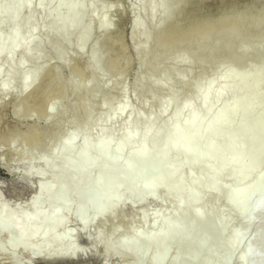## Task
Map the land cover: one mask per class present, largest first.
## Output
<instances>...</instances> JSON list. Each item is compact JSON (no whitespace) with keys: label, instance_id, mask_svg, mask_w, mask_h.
Wrapping results in <instances>:
<instances>
[{"label":"bare ground","instance_id":"obj_1","mask_svg":"<svg viewBox=\"0 0 264 264\" xmlns=\"http://www.w3.org/2000/svg\"><path fill=\"white\" fill-rule=\"evenodd\" d=\"M62 1L0 0V107L8 96L26 93L31 109H46L50 115L56 111V96L46 92L58 79L57 68H51L52 77L47 74L44 84L34 88L37 70L32 65L49 44L56 47L64 41L70 43V61L83 55L94 29L91 19L69 20L61 27L62 21L81 12L89 0H74L65 7L60 6ZM98 1L90 0V16L96 14ZM206 1L171 0V14L179 9L180 17H168V27L161 26L162 18L158 19L149 30L139 18V10L156 9L161 0H137L132 24V34L138 36L136 60L148 54L153 32L161 50L149 65L154 72L163 58V48L176 35L201 28L206 33L213 29L232 31L246 26L245 19L254 22L264 10L256 7L247 14L249 8L228 7L212 15L203 6ZM188 6L192 11L183 14ZM23 10H27L25 14ZM195 10L201 12L195 14ZM41 24L46 27L44 34L39 29ZM101 27L106 31L104 47L90 55V66L83 63L76 68L75 72L84 71L86 78L80 89L70 84L74 95L58 108L61 119L48 131L45 151L31 159L19 151L32 150L42 138L40 127L0 135V142L19 155L15 167L8 165L20 186L16 195L33 190L27 200L13 199L5 195L0 184L2 260L10 256L11 264L56 262L106 253L119 255L120 264H182L188 258L193 264H203L204 258L198 260L194 252L205 248L208 236H222L224 209L217 202L223 200L226 206L229 202L238 205L231 215L243 227L230 230L234 243L256 223L251 233L253 242L240 251L239 264H264V170L245 189L229 196L226 193L228 181H245L264 164V102L256 106L264 99L260 93L264 60L254 75L232 52L224 65L211 72L203 70L194 78L182 68L185 59L161 74H152L149 80L138 71L133 88L136 92L142 89L144 95L134 108L125 82L111 88L106 81L98 84L105 54L113 56L112 64L123 50L117 45L120 35L114 34L105 16L97 28ZM78 29L81 33L74 41ZM233 43L232 35L226 47ZM91 46L95 48L97 41ZM112 69L109 65L107 72ZM95 84L97 91L89 96ZM108 88L112 92H107ZM180 89L183 96H179ZM161 94L175 96L164 98L154 110L152 106ZM171 107L174 111L166 117ZM124 114L119 127L109 126ZM62 117L74 123L69 131L64 129ZM21 140L24 144L18 143ZM160 195L172 200L175 212L165 215L148 233L149 205ZM136 207L140 210L139 225L122 222L106 227L108 221L126 220ZM71 219L77 228L68 225ZM94 226L95 236L90 238L89 230ZM78 236L85 238L86 245L77 244ZM175 243V257L168 259ZM208 250L210 255L215 251Z\"/></svg>","mask_w":264,"mask_h":264},{"label":"rangeland","instance_id":"obj_2","mask_svg":"<svg viewBox=\"0 0 264 264\" xmlns=\"http://www.w3.org/2000/svg\"><path fill=\"white\" fill-rule=\"evenodd\" d=\"M74 0H63L60 6L65 7L69 5ZM137 0H99L94 7L96 14L89 15L88 9L90 7V0L84 4V8L81 12L74 15L72 18L62 21L59 25L63 27L69 20L77 19H91L92 25L94 27L92 33L89 35L88 43L85 48L83 55L74 57L70 61V43L62 42L54 45L49 44L41 53V56L32 65V67L37 70V80L33 87H41L46 81L47 74L52 77V69L56 67L58 71V79L52 86L47 90V94L56 96V111L53 115H50L46 109H31L29 104L25 101L26 93H22L16 97L8 96L3 100V104L0 107V135L8 136V134L15 130L27 131L30 128L40 127L43 130L42 138L32 146V150L29 153H24L19 150L21 155L25 156L27 159H31L43 153L45 151V142L49 137V130L55 127V122L61 119L58 114V108L62 106L64 101L74 93H72L70 84L73 83L77 89H80L85 78L86 73L84 71L76 73V68L80 67L84 63L85 66H90V55L93 52H100L104 47V39L106 37L105 28H97L101 17L105 16L107 22L111 29L113 28L114 34H119L120 38L117 45H120L122 50V56L117 57L113 61V56L110 54H105L101 64V76L98 84L106 81L108 87H116L121 83L125 82L128 87V100L130 105L134 108H138V100L144 95L142 89L137 92L134 91L133 83L136 77V73L139 71L145 80H149L153 74H161L166 69L174 67L182 59L186 60L183 69L190 73L191 78H194L201 71H213L219 66L224 65L228 59L229 53L232 52L235 57L240 60V62L247 65L249 73L251 75L255 74V71L259 68L264 60V10H261L259 15L255 18L253 22H247L245 19L244 23L246 26L242 28H235L234 30H228L227 32L221 33V29H213L210 33H206L205 29L201 28L193 33H183L181 36L176 35L173 37L171 43L166 44V47L162 51V59L157 62L154 67V72L150 71L149 65L154 60V57L161 50L156 39V33H152L150 40V50L147 55L142 57L140 60H136L134 46L138 42V36H133L132 34V24L134 19L133 9L136 6ZM171 0H161L158 7L153 9V7H143L139 10V18L145 20V25L149 30H153L155 23L158 19L162 18L163 27H168L169 21L168 17L174 16V18L180 17L179 9L174 10V13L170 12ZM204 8L210 12L212 15L220 14L225 8H232L233 10H239L243 8H249L247 14H252L256 7H261L264 9V0H207L204 3ZM193 7H186L185 12L192 11ZM27 10H23V14ZM200 10H195V14H199ZM106 13V15H105ZM194 14V15H195ZM168 15V16H167ZM178 22V21H177ZM251 23V24H250ZM250 24V25H249ZM39 29L42 34L46 33V27L41 24ZM44 32V33H43ZM80 29H78L73 34V39L78 40L80 35ZM235 37V43L231 44L228 48L226 47L228 40L231 36ZM97 41V46L92 48L91 43ZM219 45V50H214ZM73 45H71L72 47ZM213 52V56H209ZM247 53V56H243ZM115 55V53H114ZM112 58V59H111ZM112 65V72H107V67ZM45 79V80H44ZM251 79L252 76H251ZM44 80V81H43ZM172 81V78L170 79ZM43 83V84H42ZM41 84V86H40ZM32 87V88H33ZM97 85H93L89 90V96L93 95L97 91ZM112 92L111 89H107V92ZM51 94H50V93ZM179 96L184 95V91L180 89L178 91ZM260 93L264 94V87L260 88ZM176 94V93H175ZM175 94H161L158 96V100L153 104L152 108L157 110L160 108L161 101L164 98H171ZM264 102L262 98L256 106H260ZM174 108L171 107L166 117L171 116ZM126 114L122 115L118 119L109 123L112 128L119 127L125 120ZM68 120V121H67ZM65 130H70L73 128L74 123H70V118L62 117ZM62 123V124H63ZM24 129V130H23ZM25 140H21L18 143L24 144ZM19 155L12 151L8 145L0 142V184L3 185V191L8 198L15 199L16 197H21L22 200H27L33 195V190L23 191L22 195L17 196L16 192L20 191V186L16 183L18 180L17 175L14 176L9 172V166L15 167L18 163ZM235 169H237L235 167ZM264 164L254 171L245 181L236 182L228 181V191L226 192L228 196L233 193H238L242 189H245L251 184V181L255 179L260 174H263ZM251 179V180H249ZM226 182V181H225ZM16 183V184H15ZM15 186V189L12 188ZM15 190V191H14ZM223 205V206H222ZM217 206L223 207V222L225 225V230L220 236L216 237L208 236L204 241L206 243L205 248L200 249V247L195 250V254L200 258H204L203 264H239L240 251L243 249L245 244L253 242L252 231L256 226V223L252 224L249 231L241 235L238 243H234L230 235V230L234 227H243L239 221L234 219L231 214H234L237 210L238 205L229 202V204L224 205L223 200L217 202ZM149 215H148V225L146 231L148 233L153 232L158 223L167 214L175 212V204L166 195H160L157 202L151 203L149 205ZM140 210L136 207L130 211L129 216L126 220H116L108 221L106 227L108 229L112 228L115 223H126L128 225L136 226L140 224L139 218ZM68 225L71 228H77V222L73 219L69 220ZM95 236V226L89 230V237ZM77 244L80 246L86 245V240L82 236H78L76 240ZM178 243H175L171 248L168 259L175 257L176 250L175 247ZM209 248H213L215 251L213 254H208ZM231 253V255L229 254ZM210 253V252H209ZM228 254L230 255L229 261ZM197 260V261H198ZM122 258L119 255H108L102 253L96 256H89L85 258H75L73 260H59L56 262H47L39 260L37 262H32L26 260V264H120ZM12 259L7 256L2 260L0 257V264H11ZM182 264H193V259L188 258L183 260Z\"/></svg>","mask_w":264,"mask_h":264}]
</instances>
